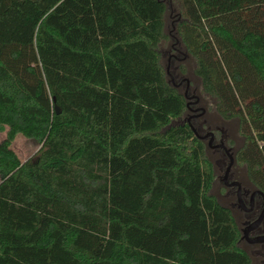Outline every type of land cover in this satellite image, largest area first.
Masks as SVG:
<instances>
[{
    "label": "trees",
    "instance_id": "obj_1",
    "mask_svg": "<svg viewBox=\"0 0 264 264\" xmlns=\"http://www.w3.org/2000/svg\"><path fill=\"white\" fill-rule=\"evenodd\" d=\"M264 192V0H174ZM163 0H0V264H251L159 44ZM57 104L62 112L57 114ZM41 144L22 161L18 135Z\"/></svg>",
    "mask_w": 264,
    "mask_h": 264
},
{
    "label": "rangeland",
    "instance_id": "obj_2",
    "mask_svg": "<svg viewBox=\"0 0 264 264\" xmlns=\"http://www.w3.org/2000/svg\"><path fill=\"white\" fill-rule=\"evenodd\" d=\"M163 1L166 3L168 9L165 15L164 38L159 44V51L162 54V63L165 69L168 68L169 64L172 65V67L171 66L169 67V74H167L168 82L173 86H175L174 85L175 83L177 84L179 82V79L176 73L174 72L175 70L173 69V67L181 66V70L184 73L183 77L188 79L190 82L189 95L201 94L205 98H207V100H209L207 101V106L210 109L211 112L210 115L214 121L212 124L214 127L215 126L218 127L217 131H219L217 134V141L222 140L224 138L225 144L228 146V148H230V153L234 154L236 149L243 142V138L240 135L238 128V120L236 118L226 120L220 117L218 113L215 111L214 108L216 107V99L213 96L207 94L203 90L201 80L195 74L196 61L186 51L181 40H179L176 31V25L179 20V9H178L179 7L177 4H175L174 0H163ZM172 55H176V56L179 55L180 59H174ZM178 89L181 91V93L185 92L184 85ZM180 123H185L184 116L174 121V124H180ZM222 132L225 134L224 136H222ZM199 135L201 134L199 133ZM5 137H6L5 132L0 133V141ZM208 140H206L205 142L207 146V154L215 166L216 175H217L216 182L212 192L219 198L220 202L223 205L232 208L239 226H242V222L244 221V219L242 218V214L238 211L237 208L231 206L235 202L236 195L234 194L233 196L232 195L228 196L226 194V191L228 190L225 189V185L222 181V178L225 174V170L230 162V158L227 155H224V153L220 152L219 150L209 147L207 145ZM41 146H42L41 144H38L34 140L27 138L21 134L16 137L15 141L12 144L13 149L16 151V153L18 154V156L22 161H26L30 158H35ZM236 170L238 171L235 172L236 179H239V181L248 191L253 192L255 188L247 178L245 167H240L239 169ZM240 245L249 253L252 252V250L258 248L256 245H252L247 241L244 242L241 241ZM260 259H258V261ZM256 264H258V262Z\"/></svg>",
    "mask_w": 264,
    "mask_h": 264
},
{
    "label": "flooded vegetation",
    "instance_id": "obj_3",
    "mask_svg": "<svg viewBox=\"0 0 264 264\" xmlns=\"http://www.w3.org/2000/svg\"><path fill=\"white\" fill-rule=\"evenodd\" d=\"M172 56L174 57V59H180L179 55ZM170 66L172 67V65L169 64L168 68H166L167 74H169ZM173 69L175 70L174 72L179 79V82L177 84H174L175 87L181 88V86L183 85L185 87V92L183 93L187 99V111L184 115L185 123L194 127L195 130L200 133L201 136H203L204 142L209 139L207 144L209 147L219 150L220 152L224 153V155H227L230 158V162L225 170L222 181L225 185V189L228 190L226 191V194L228 196H233L234 194L236 195L235 202L231 206L237 208L238 211L242 214V218L244 219V221L242 222V226H239L242 232L240 241H247L248 243H251L252 245H256L258 247L257 249L250 252V255L253 257V261L251 264H256L257 262L258 264H264V242H256L259 237L264 236V221L258 227L247 232V230L259 218L262 212L264 204L263 198L262 196L257 194L253 195V193L258 189L254 187L255 190L253 192L248 191L239 181V179H236L235 172H238L236 169L240 168V166H238L236 162V151L234 152V154L230 153V148H228V146L225 144L224 138L217 141V134L219 131H217L218 127H214L212 124L214 121L210 115V109L207 106V101L209 100H207V98H205L201 94L189 95L190 82L188 79L183 77L184 73L181 70V66L173 67ZM214 109L218 113V115L222 117L221 114L217 111V108L215 107ZM224 135L225 134L222 132V136ZM232 160L233 164L229 170L228 175L226 176L227 169L230 166ZM235 181H239L241 183L242 201L239 199V186L233 185V182ZM258 259L260 260L258 261Z\"/></svg>",
    "mask_w": 264,
    "mask_h": 264
},
{
    "label": "water",
    "instance_id": "obj_4",
    "mask_svg": "<svg viewBox=\"0 0 264 264\" xmlns=\"http://www.w3.org/2000/svg\"><path fill=\"white\" fill-rule=\"evenodd\" d=\"M53 101L55 102V110H56V113L57 114L61 113L62 112V108L56 103L57 102L56 97L53 98ZM191 128L193 129V131L196 134V136L199 137L201 140H203V136L199 135V133L195 130L194 127L191 126ZM232 164H233V160L231 161L230 166L227 169L226 176L228 175L229 170H230ZM233 185H238L239 186V190H238L239 199L242 201V198H241V183L239 181H235V182H233ZM256 194L262 196L263 201H264V192L263 191L256 190L253 193V195H256ZM263 221H264V204H263V209H262V212H261L259 218L253 223V225L250 226V228L247 230V232H249L251 229H254V228L258 227ZM256 242H264V236L259 237L256 240Z\"/></svg>",
    "mask_w": 264,
    "mask_h": 264
}]
</instances>
